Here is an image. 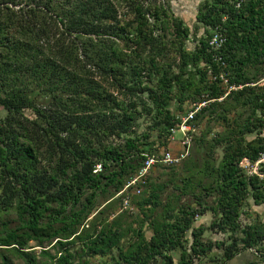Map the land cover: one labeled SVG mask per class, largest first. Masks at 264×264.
Instances as JSON below:
<instances>
[{
  "label": "trees",
  "instance_id": "trees-1",
  "mask_svg": "<svg viewBox=\"0 0 264 264\" xmlns=\"http://www.w3.org/2000/svg\"><path fill=\"white\" fill-rule=\"evenodd\" d=\"M196 19L200 39L167 1L0 0V264H175L190 231L199 258L212 248L194 228L207 211L233 234L225 261L262 248L264 223L241 217L249 198L264 202V162L260 175L241 162L264 156V0H204ZM214 30L226 38L217 51ZM186 104H205L189 125L223 130L196 138L204 159L190 158L188 175L142 177L143 217L127 242L123 216L109 215L154 153L152 132L166 146Z\"/></svg>",
  "mask_w": 264,
  "mask_h": 264
},
{
  "label": "rangeland",
  "instance_id": "rangeland-1",
  "mask_svg": "<svg viewBox=\"0 0 264 264\" xmlns=\"http://www.w3.org/2000/svg\"><path fill=\"white\" fill-rule=\"evenodd\" d=\"M160 2L167 1L171 5L172 12L175 14L176 17L181 18L185 25L188 26L191 30L192 37L196 36L198 39L202 38L203 35L206 36V29L203 25L199 24L197 22L196 16L199 13L201 4L204 2V0H159ZM210 32V30H209ZM212 32V31H211ZM189 47L192 48L194 46L193 42H190ZM177 106L173 107V110ZM184 111L186 113H178V116L181 120H184L189 114V112L193 109L192 105L186 104L183 107ZM196 130L195 132H191L190 135L192 136V140L189 146L184 147L182 144L183 135L182 133H177L174 138H171V135L167 137V145L162 146V142L165 137H160V133L155 131L152 132V138H150L149 142L152 144V151L154 152L151 155V158L153 157L156 159V163L148 170L146 176H149L152 182L155 183H163L168 182L170 180V177L172 176V173H178L181 172V174L188 175L190 170L193 168L191 164L186 165L190 158H193L197 163L199 160L202 162L204 159V152L200 150L199 154L197 152L196 146H195V140L196 138H200L202 134L208 133V140H210L212 137L215 136L218 132L222 131L223 128L220 125V123L216 122H208V120H204L199 123H193ZM148 124H144L142 129L139 130V132H144L145 129L148 127ZM255 134L248 137V139L253 140L255 138ZM200 148V147H199ZM171 152L172 156L174 158H181V155L184 152H188V156L185 159H181L179 162L174 163H165L163 162V154L165 152ZM216 158L221 157V152H217L215 155ZM264 158V156H263ZM245 160V159H244ZM244 160L242 162H244ZM248 161V160H247ZM241 167L249 174H255V171L259 173V165L257 166V163L254 165L244 164ZM264 162V161H263ZM262 162V163H263ZM174 169V170H173ZM134 179H137L135 183H133L128 189L125 186L124 190L118 194L121 195V202H119L115 205V208L109 215V221H112L116 216L122 215V226L126 230L127 237L125 238V241H129L130 239H134L136 237L135 234H133V231H138V228H140V219L142 216V213L139 209V206L136 204L139 198L142 196L144 197V193H141V188L138 186V183L142 179L140 175L135 177ZM176 185L183 187V184L181 182L176 183ZM174 187H170L167 192L163 195V199L172 194L175 190H172ZM124 197L128 198L129 204L126 205L124 200H122ZM104 199L99 198L98 199V205L100 203H103ZM213 201H210V203ZM182 204H190L194 207H197V205L194 203V199L186 195L183 197ZM198 208V207H197ZM244 215L241 217V224L244 227L245 225H251V224H258V223H264V202L260 204H256L253 198H249L247 201V204L245 208L243 209ZM121 213V214H120ZM15 218V215H8L6 219H13ZM92 218V217H91ZM217 216H215L212 212L207 211L202 216H199L196 218V221L194 223V228H199L200 226H203L205 228V231L202 235L201 241L204 243V245L208 246L211 245L212 248L210 251H208L206 254L201 255L199 258H197L194 254V250L192 249L193 244V236L192 232L190 231L187 236H185V247L179 248L177 250L171 251V255L173 256L174 263L178 264L181 260V257L184 253H187L188 255H191L192 258V264H264V244L261 249L251 248L246 250H241L237 256L231 260V261H225L224 259V250L222 249V244L230 241L229 238L231 235H233L231 232H222L218 229H213L211 226L216 221ZM144 235L147 238H150L153 234L150 226L145 223L143 227ZM242 236V235H241ZM36 242H30L29 246L33 247L36 246ZM242 245H239V248H241ZM34 249L38 250V247H34ZM31 251V250H30ZM92 261L91 260V264ZM97 262V260H95ZM108 262H111L108 260Z\"/></svg>",
  "mask_w": 264,
  "mask_h": 264
},
{
  "label": "built area",
  "instance_id": "built-area-1",
  "mask_svg": "<svg viewBox=\"0 0 264 264\" xmlns=\"http://www.w3.org/2000/svg\"><path fill=\"white\" fill-rule=\"evenodd\" d=\"M240 4L237 6L239 7ZM226 42V38L224 35L219 31V30H214L211 32V36L208 40L209 46L212 50H220L224 43ZM221 80L224 81V83H227L226 77L224 75L220 76ZM205 104H201L198 108H196L194 111L190 112L188 116L184 120H182L180 123L176 124L174 127L170 129V135L171 138H174L177 133H182L183 135V140L182 144L184 147L189 146L192 140V136L190 135L191 132H195L196 128L192 127L191 125L188 124L189 121L193 120L194 115L196 112L199 110L200 107L204 106ZM188 152H184L181 155V158H174L171 154V152L167 151L163 155V162L165 163H174V162H179L181 159H185L188 156ZM156 159L153 157H149V159L146 161L144 168L140 172V177H143L147 174L148 170L156 163ZM264 161V158L260 159L257 162V166ZM249 164L247 159L242 162V165L244 164ZM256 175H260L255 171ZM261 177L264 178V175H260ZM137 179H133L129 184L126 186L128 189L133 183H135ZM125 204H129L128 198L123 199Z\"/></svg>",
  "mask_w": 264,
  "mask_h": 264
}]
</instances>
